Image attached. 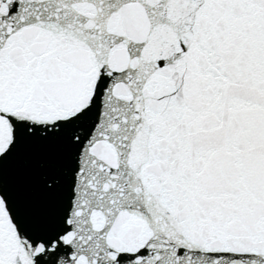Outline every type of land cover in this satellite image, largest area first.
Masks as SVG:
<instances>
[{
  "label": "snow or ice",
  "instance_id": "obj_1",
  "mask_svg": "<svg viewBox=\"0 0 264 264\" xmlns=\"http://www.w3.org/2000/svg\"><path fill=\"white\" fill-rule=\"evenodd\" d=\"M0 264H264V0H0Z\"/></svg>",
  "mask_w": 264,
  "mask_h": 264
}]
</instances>
